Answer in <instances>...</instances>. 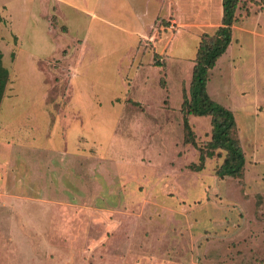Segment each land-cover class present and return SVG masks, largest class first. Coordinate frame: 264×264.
I'll list each match as a JSON object with an SVG mask.
<instances>
[{"label": "rangeland", "instance_id": "obj_1", "mask_svg": "<svg viewBox=\"0 0 264 264\" xmlns=\"http://www.w3.org/2000/svg\"><path fill=\"white\" fill-rule=\"evenodd\" d=\"M242 1L208 83L246 155L222 179L225 153L190 169L211 118L195 147L181 112L222 0H0V264H264V0Z\"/></svg>", "mask_w": 264, "mask_h": 264}, {"label": "trees", "instance_id": "obj_2", "mask_svg": "<svg viewBox=\"0 0 264 264\" xmlns=\"http://www.w3.org/2000/svg\"><path fill=\"white\" fill-rule=\"evenodd\" d=\"M259 4L257 0H248ZM242 0H222L223 16L221 27L212 36L204 34L200 40L195 58L192 78L188 95L183 97L181 112L184 117L185 144L197 147V141L192 126L191 116L210 117L212 124V138L206 149L200 150L199 163L190 166L195 172L205 168L207 159L214 158L217 153H225L224 163L217 175L224 179L243 178L246 155L238 138V127L234 113L212 99L208 92V83L211 81V71L217 62L224 56L233 39V26L237 21V12ZM250 12L247 11V16ZM158 55L155 56V58ZM3 53L0 51V107L5 96L10 79L9 70L4 66ZM157 66H163L157 63Z\"/></svg>", "mask_w": 264, "mask_h": 264}, {"label": "crops", "instance_id": "obj_3", "mask_svg": "<svg viewBox=\"0 0 264 264\" xmlns=\"http://www.w3.org/2000/svg\"><path fill=\"white\" fill-rule=\"evenodd\" d=\"M234 27H235V26H233V29H234ZM256 35H258V34H256ZM232 44H233V41L231 42V45L229 46V49L227 50L226 54H225L224 56H222V58H223V57H226V56L229 54L230 50H232V48H233ZM222 58H221V59H222Z\"/></svg>", "mask_w": 264, "mask_h": 264}]
</instances>
